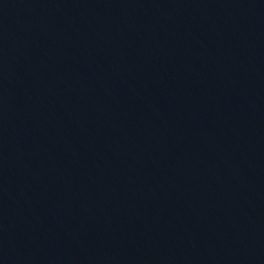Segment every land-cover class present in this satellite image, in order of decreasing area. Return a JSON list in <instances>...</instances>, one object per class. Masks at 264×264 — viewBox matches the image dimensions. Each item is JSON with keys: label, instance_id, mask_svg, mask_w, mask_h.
I'll list each match as a JSON object with an SVG mask.
<instances>
[{"label": "water", "instance_id": "1", "mask_svg": "<svg viewBox=\"0 0 264 264\" xmlns=\"http://www.w3.org/2000/svg\"><path fill=\"white\" fill-rule=\"evenodd\" d=\"M0 264H264V0H0Z\"/></svg>", "mask_w": 264, "mask_h": 264}]
</instances>
